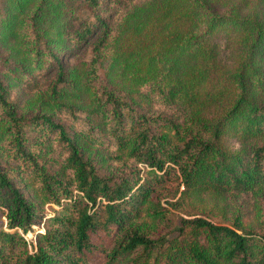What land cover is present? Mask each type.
I'll return each mask as SVG.
<instances>
[{
	"label": "trees",
	"instance_id": "16d2710c",
	"mask_svg": "<svg viewBox=\"0 0 264 264\" xmlns=\"http://www.w3.org/2000/svg\"><path fill=\"white\" fill-rule=\"evenodd\" d=\"M215 3L0 0V264H264L241 203L227 223L181 212L192 195L264 196V21ZM47 203L36 251L11 255Z\"/></svg>",
	"mask_w": 264,
	"mask_h": 264
},
{
	"label": "rangeland",
	"instance_id": "374dc122",
	"mask_svg": "<svg viewBox=\"0 0 264 264\" xmlns=\"http://www.w3.org/2000/svg\"><path fill=\"white\" fill-rule=\"evenodd\" d=\"M217 5V8L220 10H224L228 8L234 3H241L243 5V12L249 13L252 15L257 16L261 21H264V0H214ZM215 41L219 44V54L221 58L227 62L232 63L236 56H237V48L236 44L232 41L227 39L223 34L215 36ZM6 48L4 44L0 41V52H5ZM68 62L71 67H74L78 71H81L83 68V53L81 54L80 51L77 54H71L68 57ZM262 63L264 65V59H262ZM54 69L50 70L46 76L41 77L40 82L46 80L47 77L52 76L54 73ZM0 75L4 77V68L0 65ZM40 83V84H41ZM35 86L33 83L29 81L24 82L21 86H14L13 87V97L18 102L20 106L28 105L29 101L32 99L33 94L35 93ZM261 100L264 102V94L261 97ZM154 112L158 110V108L153 109ZM65 119V118H64ZM62 117V121L64 122ZM69 123V121H67ZM227 145L234 149L240 148L239 141L233 137L228 136L226 137ZM108 151V150H107ZM105 167L108 170H111L113 167L121 168V162L117 159L109 158L103 161ZM139 167L144 170L146 169L145 164H139ZM123 169V168H122ZM177 186V181L171 182V188H175ZM184 187L181 186V190ZM23 191L26 193L27 196L33 197V189L30 187H24ZM233 195V194H229ZM180 196V192L173 198L172 196L168 195L162 199V202L166 205V201L176 200ZM238 197H231V196H211L210 194H204L202 196H189L186 197L185 202V210L182 209L181 212L186 214H197L202 215L205 217H209L214 221L219 223H227L225 221H229L231 216L235 212V205L241 203L242 211L246 213L245 218L247 223H251L252 227L259 231H264V196H261L259 201H256V198L250 194H242L236 195ZM36 200V199H35ZM260 209H259V208ZM60 207L55 203H47L41 207V223L37 225H33L32 230H29L26 233H22L19 230V233L25 238L27 245L20 244L12 250L11 255L19 254L22 250L27 249L29 252H35L37 249V240H38V233L45 232V222L48 221L50 217L56 215V210ZM175 213H179L178 210L172 209ZM235 215H233L234 217ZM232 217V218H233ZM7 218L5 216L4 211L0 210V231L7 230ZM14 256L13 259H15Z\"/></svg>",
	"mask_w": 264,
	"mask_h": 264
}]
</instances>
